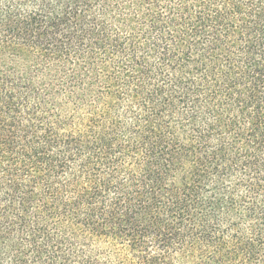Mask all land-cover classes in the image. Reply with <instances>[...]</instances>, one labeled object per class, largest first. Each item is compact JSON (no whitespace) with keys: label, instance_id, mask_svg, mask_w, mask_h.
<instances>
[{"label":"trees","instance_id":"trees-1","mask_svg":"<svg viewBox=\"0 0 264 264\" xmlns=\"http://www.w3.org/2000/svg\"><path fill=\"white\" fill-rule=\"evenodd\" d=\"M0 264H264V0H0Z\"/></svg>","mask_w":264,"mask_h":264}]
</instances>
